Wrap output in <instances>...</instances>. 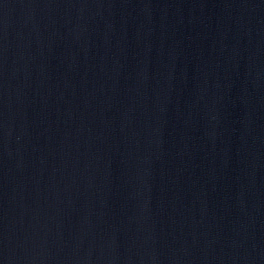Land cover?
Listing matches in <instances>:
<instances>
[{"label":"water","instance_id":"1","mask_svg":"<svg viewBox=\"0 0 264 264\" xmlns=\"http://www.w3.org/2000/svg\"><path fill=\"white\" fill-rule=\"evenodd\" d=\"M0 264H264V0H0Z\"/></svg>","mask_w":264,"mask_h":264}]
</instances>
